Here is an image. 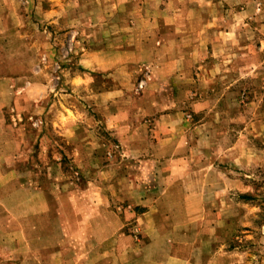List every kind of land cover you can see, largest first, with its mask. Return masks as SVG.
Masks as SVG:
<instances>
[{"label":"rangeland","instance_id":"374dc122","mask_svg":"<svg viewBox=\"0 0 264 264\" xmlns=\"http://www.w3.org/2000/svg\"><path fill=\"white\" fill-rule=\"evenodd\" d=\"M18 5L19 31L0 38L5 135L55 230L68 199L66 215L97 207L100 264H264V0H117L61 22ZM10 192L0 232L27 229ZM12 247L0 264L40 256Z\"/></svg>","mask_w":264,"mask_h":264},{"label":"crops","instance_id":"0c3cea01","mask_svg":"<svg viewBox=\"0 0 264 264\" xmlns=\"http://www.w3.org/2000/svg\"><path fill=\"white\" fill-rule=\"evenodd\" d=\"M32 3L31 8L39 9V13L44 18H49L52 21H62V19L54 20L53 15H60L73 13V14H89V13H101V14H114L117 10V0H28ZM19 0H0V38L3 36V32H12L13 30L19 31L20 24V6ZM37 11V12H38ZM36 12V11H35ZM114 26L115 23L107 25L108 27ZM264 34V32H263ZM262 43L261 50H264V36L260 39ZM211 42V41H210ZM214 45V42L212 43ZM196 44L192 40L191 47L187 54V62L194 64L197 60ZM4 55L3 41L0 39V56ZM174 57V56H173ZM169 60L172 61L174 58ZM180 58H183V56ZM4 71L0 73V85L9 84L10 79L14 75L5 74ZM207 88L212 87V80L207 77ZM10 89L7 87L6 90ZM4 105L0 104V190L11 191L9 200L4 204L12 207H26L27 212L23 214V217H14L17 223H24L27 225V229L5 231L2 230V238L12 237L11 241L0 240V244L12 245L15 249L6 250L3 249L2 253L9 256L11 254H23L27 253L28 257L37 254L40 255L36 262L32 261L30 264H100L101 257L110 255V246H101L99 243L110 242V235H103L102 240L98 232L95 233L91 223L98 221L99 215L94 214L97 211L95 205H89L92 209L90 214H83L80 216L66 215L64 211L70 209L64 199L59 200V213L61 222L57 220V229L54 228V218L51 214L49 206V200H44L41 197L42 191H39L37 187H34L32 181L22 182L19 177V167H14L10 163V158L14 156V150H10L7 146L8 142L14 139H6L7 131L6 127L10 124L7 123L4 116ZM16 143V142H15ZM12 146V145H11ZM8 173L4 177V174ZM40 192V193H39ZM81 194V193H80ZM79 194V197H80ZM25 196V197H23ZM16 197V198H15ZM77 198V197H76ZM71 199V198H70ZM79 199V198H78ZM80 199L85 203V198L82 196ZM73 200V199H72ZM37 203L43 208L40 212L36 211ZM19 211V208H18ZM40 213V214H39ZM42 229H39V219L45 221ZM21 226V224H20ZM110 233V232H108ZM114 236V233L111 234ZM107 238V239H106ZM26 246L27 248H25ZM108 251V252H107ZM1 254V253H0ZM112 257H105L109 259ZM113 260V259H112Z\"/></svg>","mask_w":264,"mask_h":264},{"label":"trees","instance_id":"16d2710c","mask_svg":"<svg viewBox=\"0 0 264 264\" xmlns=\"http://www.w3.org/2000/svg\"><path fill=\"white\" fill-rule=\"evenodd\" d=\"M243 197L247 198L248 195H242Z\"/></svg>","mask_w":264,"mask_h":264}]
</instances>
